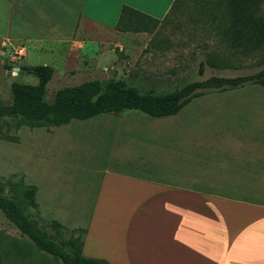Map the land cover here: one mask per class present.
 Segmentation results:
<instances>
[{"label":"crops","instance_id":"obj_1","mask_svg":"<svg viewBox=\"0 0 264 264\" xmlns=\"http://www.w3.org/2000/svg\"><path fill=\"white\" fill-rule=\"evenodd\" d=\"M174 1L0 0V32L22 50L24 65L29 48L82 61L98 44L89 34L118 31L124 7L164 20ZM243 2L264 13V1ZM226 93L163 118L125 111L83 120L81 152L73 154L80 177L56 175H67L60 191L74 187V202L91 208L84 256L111 264H264V88Z\"/></svg>","mask_w":264,"mask_h":264},{"label":"rangeland","instance_id":"obj_2","mask_svg":"<svg viewBox=\"0 0 264 264\" xmlns=\"http://www.w3.org/2000/svg\"><path fill=\"white\" fill-rule=\"evenodd\" d=\"M230 3L231 0H193L192 7L184 8L182 13L172 16L154 32H91L89 40L98 44L89 49V54L82 60L85 64L76 59V55L66 61L53 52L32 48L28 49L24 63L55 68L53 79L47 86L48 101L58 89L90 80L116 78L126 80L141 92H170L187 82L202 81L211 76L254 74L264 67L260 63L264 53L261 50L244 53L243 47L230 44L229 37L223 34L229 28ZM0 18L2 29L3 15ZM223 19L225 23L220 24L218 20ZM5 34L0 32V102L9 104L12 102L13 82L37 84L38 79L20 70L24 65L22 58L13 57V41L7 42ZM5 42L7 46H2ZM211 56L223 66H206L204 74H200V63ZM216 94L214 97L221 96L224 100L229 97L226 92ZM82 123L84 121L73 120L57 130L55 127L30 129L22 126L16 118L0 120V192L17 200L24 212L41 226H46L49 221L60 223L58 240L63 246L71 238L83 235L76 229L86 228L91 213V208L79 207L74 202L79 195L74 187L60 191L66 186L67 175H56L68 172L74 178L80 177L78 169L81 166L77 163H82L74 159L73 154L81 152L76 141L82 137ZM67 127L68 132L61 130ZM97 162L98 155L97 160H91V165ZM54 178L57 183L52 182ZM23 184L37 187L38 209L20 197ZM0 264L63 263L37 249L0 212Z\"/></svg>","mask_w":264,"mask_h":264},{"label":"trees","instance_id":"obj_3","mask_svg":"<svg viewBox=\"0 0 264 264\" xmlns=\"http://www.w3.org/2000/svg\"><path fill=\"white\" fill-rule=\"evenodd\" d=\"M193 0H175L171 13L158 20L130 7H124L116 29L120 32H154V30L182 13L191 6ZM264 0H258V2ZM243 0H231L229 4V28L225 29L229 43L243 47V52L261 50L264 53V13L257 7L243 5ZM260 11V12H259ZM260 13V14H259ZM218 22L224 24L225 20ZM260 63L264 66V54ZM206 66L220 68L223 66L216 57H207L199 65V73L204 74ZM20 70L38 79L37 84L13 82L12 102H0V120L16 118L22 126L30 129L40 127H61L73 120H88L101 114H121L125 111H139L153 118H163L178 114L194 99L212 94L238 90L248 86L264 88V67L254 74L222 77L211 76L202 81H190L170 92L149 90L141 92L126 80L111 78L107 81L90 80L80 85L66 86L58 89L51 101L46 99L47 86L53 79L55 68L49 65H22ZM20 197L38 209L36 186L22 185ZM18 197V198H20ZM0 212L32 244L47 254L59 259L63 264H111L104 260L86 257L82 254L84 235L71 238L63 246L58 238L62 225L49 221L41 226L32 220L23 210L21 204L0 192ZM68 249H67V248Z\"/></svg>","mask_w":264,"mask_h":264},{"label":"built area","instance_id":"obj_4","mask_svg":"<svg viewBox=\"0 0 264 264\" xmlns=\"http://www.w3.org/2000/svg\"><path fill=\"white\" fill-rule=\"evenodd\" d=\"M11 51L13 52V57H16V58L22 57L21 49H12Z\"/></svg>","mask_w":264,"mask_h":264},{"label":"water","instance_id":"obj_5","mask_svg":"<svg viewBox=\"0 0 264 264\" xmlns=\"http://www.w3.org/2000/svg\"><path fill=\"white\" fill-rule=\"evenodd\" d=\"M15 70H16V71H19V68H17V69L15 68Z\"/></svg>","mask_w":264,"mask_h":264}]
</instances>
